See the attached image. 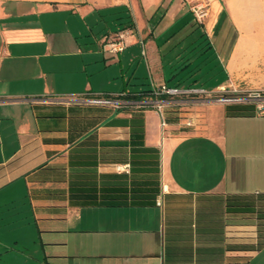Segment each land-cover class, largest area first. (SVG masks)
I'll use <instances>...</instances> for the list:
<instances>
[{
  "label": "crops",
  "instance_id": "1",
  "mask_svg": "<svg viewBox=\"0 0 264 264\" xmlns=\"http://www.w3.org/2000/svg\"><path fill=\"white\" fill-rule=\"evenodd\" d=\"M195 1L0 0V264L264 254L257 102L180 108L165 127L153 109L74 102L161 86L264 91V0H213L202 25ZM122 30L126 49L105 52ZM205 66L221 72L211 89Z\"/></svg>",
  "mask_w": 264,
  "mask_h": 264
},
{
  "label": "built area",
  "instance_id": "2",
  "mask_svg": "<svg viewBox=\"0 0 264 264\" xmlns=\"http://www.w3.org/2000/svg\"><path fill=\"white\" fill-rule=\"evenodd\" d=\"M212 1L213 0H196L190 4V13L199 25H202L208 17ZM127 45L126 35L122 30L106 37L103 41L102 48L105 52L117 54L124 51ZM151 94L152 96L150 98L140 101L127 99V92H120L117 94H87L75 98L74 102L91 106L110 107L114 109H153L161 118V126L165 127L167 124L166 114L169 111L175 112L177 109L201 104L202 102L210 100V98L206 97L203 90L195 88L179 89L161 86L159 88H152ZM256 99H261L260 101H262V103H259L258 113L264 114V91L250 92L245 95L244 98L238 96L233 100L230 99L221 101L243 102L246 100ZM119 170H124V168L119 167ZM160 204L161 203L159 202L158 205Z\"/></svg>",
  "mask_w": 264,
  "mask_h": 264
},
{
  "label": "rangeland",
  "instance_id": "3",
  "mask_svg": "<svg viewBox=\"0 0 264 264\" xmlns=\"http://www.w3.org/2000/svg\"><path fill=\"white\" fill-rule=\"evenodd\" d=\"M141 61H143V58H140ZM137 64V62H136ZM206 67V68H205ZM203 67L202 71H201V86L203 85H207L206 87H208V89H211L213 86V83L215 81L216 78H221L220 71L215 70L214 66H205ZM262 93V92H261ZM247 95L246 93L244 94H233L227 91H222L220 93H217L216 95H211V97H207L210 98L209 101H205L206 103H211V102H218V103H228L229 101H221V100H230V99H236L238 96L244 98V96ZM207 100V99H206ZM261 100V99H260ZM260 100H252L259 103H262V101ZM201 103V109L205 106L206 103ZM230 102H235V101H230ZM168 113H178V111H169ZM253 264H264V254H262V256L260 257V259H258L256 262H254Z\"/></svg>",
  "mask_w": 264,
  "mask_h": 264
},
{
  "label": "trees",
  "instance_id": "4",
  "mask_svg": "<svg viewBox=\"0 0 264 264\" xmlns=\"http://www.w3.org/2000/svg\"><path fill=\"white\" fill-rule=\"evenodd\" d=\"M152 96L151 89L142 90L139 92H127V99L140 101L146 98H150Z\"/></svg>",
  "mask_w": 264,
  "mask_h": 264
}]
</instances>
